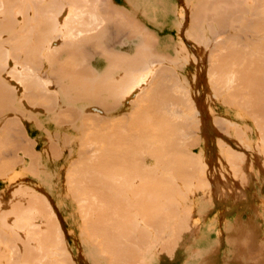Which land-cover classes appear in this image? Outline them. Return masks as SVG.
I'll list each match as a JSON object with an SVG mask.
<instances>
[{
  "label": "bare ground",
  "instance_id": "bare-ground-1",
  "mask_svg": "<svg viewBox=\"0 0 264 264\" xmlns=\"http://www.w3.org/2000/svg\"><path fill=\"white\" fill-rule=\"evenodd\" d=\"M0 1H1L0 3L3 2L2 5H4L3 9L1 8L2 5L0 7V15H1L2 11L3 12L5 11L4 8L6 10H9L8 11L9 13H11L13 11V15L10 14L11 18H10V16H6L7 13L5 14V12L2 13V15L0 16L1 17L0 18V27L3 28V30H4L3 31L0 29L1 32L3 31L2 35L5 36V34H3V33L6 32L7 33L6 35H8V37H10L9 39H4V37H2L1 32H0V36L3 38V39H1V42H4V43L0 44V108L3 106H6V107L12 106L13 107L16 104V102H19V104H20V102L22 101V98H23V99H25V100H23L24 102L27 101V103H30L31 105L33 104L34 106H36L35 108H37V109L43 108L42 106H44L43 109L47 108L45 110L46 111L49 110L50 111L49 114H52L51 112H54L53 118L54 117L57 118L60 116L58 114H61L62 118L59 117L58 121L62 120V122L64 124L69 125L68 127L72 131L76 132L79 136L78 139L71 140V137L72 138H74V137L73 136L70 137L68 135L70 137V140H69V137L67 138V135L65 134L67 139H66V144L65 143L64 144L69 146L68 141H70L71 152L70 153L68 152V153H69V156H71L70 154L73 155V158L71 160H68L66 163L67 167H69V169H71V170H69L71 172H69L68 169L65 167V169H67L66 171H68V174L66 173L68 175V177H66V178H67V180H69V178H70L69 182L71 183V185L72 184L74 185V183L76 185H78V184L84 185V182H85L86 186H87V184L90 186V187L87 186L86 188L83 187V188H85V189H83V191L81 190V188H80V190L78 189L79 194L81 191V195H78V192L76 193L77 189L75 192L72 190L71 191L73 193H76L75 198H77L78 202L81 201L79 199H81L82 195L84 194L83 197L86 196L88 199V200H86L87 206H88V203H91L90 199H92L89 197L90 195H88L89 191H90L89 193H91V195L94 197L93 201L97 199V207H98V205L101 204V203L98 204V201H101L104 204V206L100 205L103 207V208H101L102 210L100 211V209H98V208H100V206L97 208L95 205L96 209H92V207H94V204H95V203L93 204V201H92L93 205L90 204V208H89L91 210L85 208V209L89 210V212L87 211V213L88 214L90 213V215H88L89 217L87 215H85L88 218V220L83 215L86 213V210L85 209H84L85 211L79 210L80 212L83 211L82 216L84 219H82V220H83V223H86V224H84L86 226H83V227H85V231H86L87 236L91 237V236H93L92 234H94V238L100 236L102 228H99L98 224H99V222H101L100 219L102 220V218H103V216H100V214L104 213L105 217H107V216L109 217L111 210H113V213H111L110 218H109L110 220H108L107 219L108 217H107L105 219V220H107V222L106 221L104 222L103 221L104 218H103L102 227H103V224H106L105 226H107L106 228H108V226H110L109 224L111 223L112 220L118 221V223L115 221H112L113 223H111V226L112 225L113 226L111 227L112 228L111 230H110V228H108V230H106L105 226L103 227V229L105 230V231L103 230V232H105V233L102 232L104 234V235L103 234L102 235L104 237H103V239L102 238L100 239L98 237L100 239V241H103V243L101 242L103 245V248L102 249H101V247L99 248L102 250V251H99V253L104 252L103 249H105V252L107 251L106 253H110V250L112 248L113 251L111 250V254H114V255L110 258L111 259L113 258L112 261H115L116 263H118L120 260L121 261L127 260V259H122L121 255H127L126 257H128V258L132 257V260H133L134 254H135V256H134L135 258H137L138 256L141 257L140 254L142 252V249L144 250L142 244H145L144 242H146L150 239V238H148V240H147L146 238L151 236L150 232H149L150 227L148 228L147 226H153V229H154V225H151V224L159 223V221H163V219L172 221V216H174L175 214L178 215L177 217L181 218V220H182V218H185L188 213L186 214V216L184 213L189 212L187 210V208L189 209L190 206L188 204L187 205L189 207L186 206V204L184 203L185 200H184L183 204L180 203V205H179L178 204L179 203L178 202L179 197L187 194L186 198H185V199H187L189 194L193 195V193H191V191L194 189L195 186L196 187L199 186L197 189L200 190L201 189L200 186L205 187L206 186L205 184H207L204 180H201L202 182L204 181L202 183L200 181V179L202 177L199 179L200 176H197V175H199V172H202V167H204V164H205L204 161L205 160L203 161V160L199 159L200 157L197 159H196V157H191L192 155L191 156L189 155L191 152L188 151L189 154H187L188 152L185 149V147H182V146H184V145H182V141H181V143H180V141H178L179 139L182 138V136H184V138H186V136H187V138H188V137H190V135H192L191 133H194L193 135H195V131L199 132L197 130H199L198 129L199 126L203 125V120H202V125H200L201 122L199 121V118L201 115H200L199 110L197 109V106L193 105L194 102L189 104V102H192V100H189V102H186L190 98V96H192L193 99L195 98L193 96L194 94L192 93V91L190 92L187 90V89H189V87H188L189 85L187 84V81H185L184 79L182 80V78L176 79V77L178 75H175L174 70H173L174 71L173 74L176 77L174 75H172V71H171L172 69L169 66L170 63H172L170 65H173V63H176L175 65L178 64V68L180 66L182 67V65L185 66L186 64H188L189 60H191L192 57L191 58L188 57L189 59L187 58V56H189V55L186 54L187 52L184 50L185 48L183 47V45H181L182 43H180V46H175V43L172 41V39L169 38V40H168V37H163V38L161 37L160 39H155V37L152 36L153 34H151L150 32H148L146 30L149 34V36H148L147 32H145V29H146L145 27H142L143 28L142 30H144V31H140L141 28L140 29L138 28V32H139L138 34L145 32V34L143 33L142 35H140L138 39H117L116 42L113 39H110L109 33L113 27L110 28L109 24L112 23V25H113V23H114L113 26L116 29H118L117 27L120 26L118 22H122V21L127 22L133 18L132 15H135L134 13H131L132 14L131 15L129 12H125L124 8H123L124 5H122L123 9L121 8V6L119 7V9L121 8L119 11V9L117 7H114L111 0H20V1L18 0L20 3H18L17 0H14V1L13 0H7V1L13 2V3L11 2L10 4L7 1H6L7 3H5V1H3V0H0ZM127 1L131 4H134L133 9H134V6L139 8L143 4L144 12L148 16L153 17L155 20L156 19L162 20V19L168 18L167 17L168 10L170 9V7H173V6H169V5H171L170 2L172 3L173 0H169V2H168V0L167 1H165V0H127ZM186 2L189 3L190 7H191L190 11L192 13L190 15L193 19L192 25L194 26V28H198L200 26V22H199L200 19L203 20L204 18L205 19L208 18L207 19L208 21H206L207 25H208L207 33H205L206 38H205L204 34L198 33V38H200V39L197 41H198V43L202 42L204 45L203 48L200 49L198 47V49H200L201 51H203L206 54V51H204V49L208 48V47L211 48V46H208V45H210L214 41L217 43L216 45H214L212 43L215 48H212L213 50L211 49V51L209 52L210 54L208 53L209 60L211 61V69L208 73V78L212 79V77H213V76L209 77V76H211L209 74L212 73V75H214L213 79L212 80L210 79V81L207 82L208 83V89L210 88V91H208V92H210L212 95L211 98L210 97L209 98L210 99L215 98L216 101L218 98H221V103H228L232 100L231 96L228 95L229 94V92L227 91L228 89L226 90V84H227L228 76H229V80L232 78L230 80L232 83H234L233 81H236V79L233 77L237 76L236 77L237 80H241V81L236 82L237 86H239L238 83L241 84L240 82L247 84L250 80V77H249L250 69H249V67L251 64L245 63L243 60L244 58H241L242 55L240 53L233 51L232 48H231L232 50L228 49V46H226L228 41H225V40L222 41L221 40L222 42L221 41L218 42V40H216L217 36L218 35L221 36L223 33H225L226 29L228 30V27H230V29H232V31H233L235 29V27L233 25L234 22L237 20H244L246 15H247V17H249L248 21L251 20V21H253L254 25H258L260 21L264 20V0H186ZM14 3L16 4L15 6H14ZM12 4H13V7H11L12 9L10 7H8L9 9H7L5 7V6H11ZM18 4L20 7L16 8L18 6ZM189 4H188V6H189ZM18 9H19V11H18ZM172 9L174 10L175 8L173 7ZM122 10H123V12H122ZM171 10H169V13ZM14 11H16V12H14ZM174 11L171 14L174 15L175 14ZM19 14L22 17V18L19 17V19H21V21H19V19L16 20L18 18L17 16H20ZM12 16H15L16 19L14 18L12 20V18H13ZM155 20H154V23L157 21V20L156 21ZM168 21H169V19H168ZM174 21L172 23L173 25H174ZM10 22L12 23V25ZM13 23H14V25H13ZM102 23L104 25H102ZM99 24L102 25L101 28H99L100 27ZM157 25H160V24L158 23ZM9 26H11V27L13 26L14 29L11 27L9 28ZM176 26L174 25V27H176ZM7 27L9 29H13V30L11 32H7ZM262 27L264 29V25L263 26L261 25V28ZM177 28H178V26H177ZM243 28H245V27H243ZM96 29H98V30L94 31ZM202 29L200 30V32L202 31ZM253 29H255V28H253ZM174 30H176V28H174ZM251 30H252V28H251ZM255 30H257V28ZM87 32H91V33H88V35H87ZM251 33H253V32H251ZM257 33H256L257 36L258 35L259 36L257 38L254 36L256 38V40H259V38L264 39V33H263V35L261 34L262 31L260 33L257 30ZM80 34L82 37H80ZM260 34H261V36H260ZM54 35H56L57 37H54ZM143 35H144L145 39L141 38V37H143ZM192 35L195 37V34H192ZM253 35H254V33H253ZM78 36H79V38H78ZM146 37H148V38H146ZM5 38H6V36H5ZM164 38H166L167 41H165ZM231 38H229V39H231ZM224 39L227 40V38H224ZM125 40L128 41V44L123 42ZM249 41H251V39ZM262 41L263 40H261V42ZM167 42L169 44L171 43V45H169ZM172 42L174 44H172ZM229 42H230V40H229ZM235 42H236V40L234 41V43ZM257 42L258 41H256L255 43H257ZM218 43H219V45H218ZM237 43H235V44H237ZM178 44H179V42H178ZM232 44H233V42H231V45ZM262 44H263V42H262ZM172 45H174V46L172 47ZM228 45H230V43ZM234 46L236 47V45H234ZM241 46H238V47H241ZM255 46L258 47L259 45L255 44ZM175 47H179V48H177V50H176ZM182 47H183V50H179L180 48L182 49ZM262 47L260 48V51H261ZM245 49H246V47H245ZM255 49L257 50V48H255ZM240 50L242 51V48ZM201 51H198V53H200ZM246 51L249 52V50H247V49H246ZM251 51H253V49ZM261 52H259L260 55L261 56H262V54L264 55V51L262 52V54H261ZM255 54H257V53H255ZM248 55H250V54H248ZM201 56H202V54L197 59H200ZM254 58H256V57H254ZM262 58H264V57H262ZM251 60H253V59H251ZM261 60H263V59H261ZM11 61H12V63H11ZM193 61H195L194 58H193ZM9 63H10V65H9ZM167 63H169V64H167ZM252 63H253V61H252ZM164 64H166V65H164ZM232 64H235L236 68L235 67L233 68ZM167 65L170 68L169 67L166 68ZM230 65L233 68V69H231L233 71H230ZM173 67L175 69L177 66H173ZM262 68H263V66H262ZM179 69L181 70V68H179ZM234 69H236V70L234 71ZM167 71L170 72L169 76H167L168 74L166 75ZM231 72L235 73V74L232 73L233 77H230L232 75V74H230ZM3 73L6 77H4ZM227 73H229L230 75H227ZM261 74H262V72H261ZM2 75H3V77H2ZM238 75H239V77H238ZM7 76H9V77H7ZM11 79H13V80H11ZM229 80H228V84L230 83ZM12 81L13 82L15 81V83L13 84ZM11 82H12V85H11ZM167 83H168V85L170 83L171 86L170 85L168 86ZM182 83H184V84H182ZM172 86L174 89L172 88ZM169 87H170V89H169ZM184 87L185 88L188 87V88L184 89ZM234 87L235 86L233 85L232 88H234ZM242 88H243V85H242ZM182 90H183V92H184V90H185V92H186V90L188 93L190 92L189 93L190 96L187 93L180 92ZM225 92H226V97L224 95ZM179 94L181 95L180 97H179ZM186 94L189 98L186 97ZM175 95H177L178 98ZM206 95H210V94L208 93ZM182 96L183 97L185 96L186 98L184 97V99H183ZM19 97L21 100L18 99ZM207 98H208V96H207ZM228 98H230V101ZM232 102L233 101H231L230 103L232 104ZM21 103H23V102H21ZM41 104H42V106H40ZM23 105H24V103H23ZM208 112H210V111H208ZM2 113L3 112L0 111V114H2ZM35 113L38 114L39 112H35ZM35 113H33V114H35ZM56 115H57V117H56ZM55 120H57V119H55ZM212 121H214V120H212ZM214 122H217V121H214ZM217 123H219L220 125L222 124L220 121ZM182 126H183V130H182ZM187 128H190V130L193 129L194 132L192 130L190 131V133L185 132V131H187V130H185ZM19 130L21 131L22 134H25L24 139H23L24 135H23V137L21 135V139H23V143H25V145L22 144V147H24V146L27 147L28 142L30 140V138H29L30 136L28 135V132L25 128H22ZM176 131H178V132H176ZM5 132H6V130H5ZM187 134H189V136ZM59 136H60V134H59ZM56 137H58V134ZM196 138H199V137H196ZM262 138L264 139V137L261 136L260 139H262ZM27 140H28V142H27ZM57 140H58V138H57ZM162 140L164 141V144H163ZM217 140H219V139H217ZM217 140H216V144L218 142ZM55 141L56 140L53 141L54 144L52 143L51 151H54L55 150L54 148L58 149V146L55 144L56 143ZM3 142H5V139H3V141L0 140V147L1 148H2V145L6 144V143L3 144ZM193 142H194V140H193ZM29 143L33 144L34 142L31 141ZM177 143L179 145H182V146H179ZM259 143L261 144L262 142H259ZM32 144L28 145V146H30V147H28V149L26 147H24V148H20L19 150L20 151L22 150V153L24 151H26L23 154L30 152L27 154H29V157L31 155V157L29 159H32L31 161L34 163L33 165L35 166L36 165V163H35L36 162V160H35L36 155H35V151L32 152L33 151L32 146L34 145V144L33 145ZM187 144H189V142ZM263 144H264V141H263ZM263 144H261V147ZM8 145L9 144L7 143V146ZM54 145L57 147H54ZM219 145H220V147L223 146L220 143H219ZM257 146H259L258 143H257ZM187 147L188 146H186V148ZM216 147H217V145H216ZM3 148H4V146H3ZM163 148H165V149L163 150ZM166 148L169 150V152L173 151L175 156L173 155V157L170 156L171 158H168L169 162H171L172 168L170 166L169 168H167L168 170L162 171L160 166L166 165V167H168V165L165 164L167 161L166 160L164 161L161 158V160L165 162L163 165L162 161H159L158 158L162 157V156H166L165 154H167V155L169 154L168 151L165 154H163V152L166 151ZM188 148H190V147H188ZM0 150H2V149H0ZM54 152H55V155H57V154L61 153V150L58 151V153L56 150ZM141 152H143V153H141ZM229 152H228V156H229ZM260 152H262V151H260ZM144 153L146 154V156H144L145 155ZM7 154L8 153L5 154L6 157L4 156L3 159H1V156H0L1 161L2 160L4 161V158L8 157ZM141 154L143 157H145L144 158L145 161H143ZM197 154L196 155L199 156V153H197ZM26 155L23 157H26ZM148 155L149 156L151 155V158H149V160H148ZM152 155L153 156L158 155V156H155V157H157L158 160L155 157L153 160ZM169 155H168V157H169ZM230 155H231V156H229L230 159L227 161L230 163L229 165L231 166L232 162L234 161L233 160L234 157L233 158H231V157H232V155H235V154L231 153ZM138 156L141 158H139ZM193 156H195V155H193ZM8 158H10V157H8ZM194 158L196 160H193ZM15 159H17V157ZM15 159H12V158L9 159V161L10 162L12 161V162L10 163L11 165L10 164L8 165V167H6L7 165H4L5 162H1L4 164H1V163L0 164L4 165L3 169H5V167H6V168H9L11 171L13 169V167H11L12 163H13V166L15 165L14 163H17V162H15L16 161ZM36 159L38 160V157ZM150 159H151V162H150ZM170 159H174V160H170ZM236 159L238 161L239 158L235 157V162H236ZM13 160H15V161H13ZM17 160H18V162H19V160L22 161V159L20 157ZM28 160H27V164L30 166L27 165L25 167V169L23 168V172L29 171L30 173L28 172V174H31V172L33 171L32 170L33 168L31 167L32 162H30V160L29 161ZM153 161H155V163L158 162V165L161 162V164L159 166L156 164L157 165L156 168L158 167L157 169H159V172H161V171L163 172V173L161 172V174H164V173H165V175L169 174V177L173 174L172 175L173 179H171L172 177L169 179L168 176H167V178H164L165 175H160V177L161 176L163 177V179H162V177L161 178L159 177L160 173H158V172L155 175V177H156L155 181H153V177H152V179L148 178L150 172L152 173V171H150V167L154 163ZM6 163L8 164L9 162L7 161ZM18 164H16V165H18ZM237 164H238V162H237ZM24 165H26V163ZM153 166H155V164ZM188 166L192 167L189 169H191L192 171L193 170H195V171L190 172V173L187 172ZM200 166H201V170L199 171L197 169ZM205 166H206V164H205ZM26 168H28V169H26ZM29 168H30V170H29ZM109 168L110 169L113 168L115 170L117 168L120 169L121 172L117 169L119 171L118 174L120 175V178H121V175L125 172V174H124L125 178L122 177V179H123L122 184L118 183L119 186L121 185L120 187L124 186L123 184H125V187L124 188L122 187L123 189H121V188L115 189V191H113L111 189L109 190V188H113L111 186L112 185L114 186V184H115V183L113 184V181H111L113 179L111 177L114 173H112V170H110ZM143 168H146V169H143ZM183 168L184 169L186 168L185 169L186 171ZM72 169L73 170L75 169L73 171L74 174H71ZM162 169H163V167H162ZM183 170L188 175H186ZM0 171H1L0 176H3V178L5 177L6 174H8L10 172L7 170L8 173H6L7 171L6 170H5L6 172L2 171V169H0ZM3 172L5 174H3ZM102 172L103 173L105 172L104 173L105 176H101V175H103ZM196 172H198V174ZM227 172H228L229 180H231L233 178V175H235V173H236L234 170H232V172L231 171L229 172V170H227ZM32 173L35 174L34 171ZM75 173L77 175H79L80 177L79 176L77 177L75 175ZM193 173L194 174L196 173V175H193ZM203 173L204 172H202V174L201 173L200 174L202 176H204ZM110 174H112V175H110ZM183 174H185V175H183ZM191 174L193 175L192 178L190 177ZM13 175H15V173ZM138 175L141 176V179L139 178ZM17 176L19 177V175H17ZM69 176H72L73 178H71ZM187 176H189L191 178L190 179L188 177L191 180L190 184L187 183L188 181L184 180V177L187 179ZM195 176H196V178H195ZM135 178H137L138 180ZM134 179H135V181H134ZM139 179H140V181H139ZM192 179L194 181L195 180H199V181L198 182L196 181L197 183H195ZM132 181L134 183H132ZM137 181H139L140 183ZM178 181H180L181 183ZM81 182H83V183H81ZM111 182H112V185H111ZM200 182L204 185H199V184H201ZM18 183L20 184V182H18ZM131 183L133 185L136 184L137 186L139 183V185H141V186H140V188H139V186L138 187L135 185L132 186ZM108 184H110L111 186ZM20 185L19 186L15 185L17 192L20 189H21V191L26 190V191H24L25 193L28 191L26 194L21 193L22 195L20 194L21 191H19L20 196L25 195L24 197H26L25 199L23 197H22L23 199L20 197L22 199V201L20 199V203L22 202V204H20V205L25 206L24 207L25 210H27L29 208L28 206H30L29 210H31L32 207L34 206L33 209L35 212L33 210H31L32 212H34L33 214H36V216H38V215L41 216L40 214L44 213L42 215L46 214V218H47V216L49 215V214H47V211L49 213V210H48L49 206L47 205L48 208H46V204H48V203H46L47 202L46 199L43 198L42 196L40 197L39 195H36L37 197H32L31 195L34 196V194H32V191H30L32 189L30 187H28V190H27L26 185H25L26 187L22 186V185H21L22 186L21 187ZM103 185H107V186H105L106 188L105 189L103 188L104 190H102L104 193L101 191ZM116 185H117V183H116ZM186 185L189 188L193 185H195V186H193V188L189 189L186 187ZM91 186H95V187H93L95 189H93ZM129 186H130V189L128 191L130 193H133V194H130L126 190L127 188H129ZM17 187L19 188V190L17 189ZM24 187H25V189H24ZM131 187H133V188H131ZM134 187H136V188L134 189ZM204 187L201 190H203ZM74 188H76V187H74ZM96 188H97V190H96ZM138 189H140V191H138ZM208 189H210V188H208ZM95 190H96V192H94ZM107 190L109 191L108 192L109 194L107 193ZM188 190H191V191L189 192ZM206 190H207V188H206ZM213 190H214V188L211 189L212 194L215 193L216 189L214 191ZM137 191L140 194H138ZM194 191H197V190L194 189ZM207 191H210V190H207ZM29 192H30V194L28 196ZM136 192L140 197L139 200H138V197H137L138 195L136 194ZM12 193L13 192H10L8 199H11L10 198L11 195H14ZM93 193L95 196L93 195ZM100 193H102V196H100L101 195ZM120 193H122V194H120ZM104 194H106V195H104ZM118 194H119V196H121V198L118 196ZM125 194H127L130 197L127 198V195H125ZM134 194H136L135 197H133ZM107 195L108 196L110 195L112 199H113V197L114 198L119 197V198H117L118 199L117 201L115 198L116 202L113 201V203H112L110 196H109V198H110L109 199ZM122 195H124L126 197L123 196V198H122ZM131 195H133V196H131ZM216 195H218V194H216ZM27 196H28V199H27ZM77 196H79V198ZM83 197H82V199L84 200ZM95 197H96V199H95ZM132 197L134 199H136V201H134V199ZM190 197H191V195H190ZM207 197H208V192H207ZM217 197H216V199H217ZM33 198L36 199L37 201L34 200ZM8 199L6 198V200H8ZM12 199H13V201H12ZM12 199L8 200L9 202L7 201L8 205L6 204L7 203L6 201H4L6 203H3L1 201L0 202V207H1L0 210L4 209L7 211L9 209H13V210L15 209L17 211L19 209V207L17 209L16 198H13V196H12ZM104 199H106V200H104ZM181 199H183V198H180V200ZM131 200H132V202H131ZM87 201H89V202L87 203ZM106 201L109 203H107ZM10 202H12V204H13L12 206H11ZM17 202H19V200H17ZM81 202H83V201H81ZM81 202H79L78 204H81ZM110 202L113 205H111ZM123 202L129 203L128 206L126 203H123ZM186 202H187V200H186ZM106 203H107V205L110 204L111 206H114V204H116L114 206V208L112 207L113 209H111V207H110L111 210H110L109 214H107V215H105L106 214L105 212L108 210V209L106 210V207H105ZM140 203H142L143 206ZM1 204L3 205V208L1 206ZM4 204L7 206L5 207ZM14 204H15V206H14ZM36 204H37V206H36ZM117 204H119V205H117ZM138 204L140 206H138ZM39 205H41V207L45 206L43 208V210L41 209V207ZM83 205L85 207V204H82V206ZM9 206H11V207H9ZM82 206L79 205L78 208L81 209L80 207H82ZM126 206L128 207L129 211H127L128 209ZM130 206H132V207L135 206V207L131 208ZM7 207H8V209H7ZM38 207H39V209H41L40 212L38 211L39 209H36ZM178 207H180L179 209H181L182 212L184 209L183 214L181 213V211H180L181 214L177 213ZM45 209H47V211ZM120 209H121V211H120ZM16 211H14V212H16ZM3 212L4 211H0L1 216L6 213L5 212L3 214ZM8 212H7V214H8ZM18 212H21V210L19 209L16 213H13V211H11V213H13V215L16 214L15 215L16 218L13 217L14 219L13 220L11 219L12 221L8 220L9 216H7V218H8L7 221L8 222L10 221V223H13V224H11V226H13L14 228L10 227V223H8L7 221L4 220L6 218V217L4 218V216H6V215L2 216V218L0 217L1 223H2V219H3V223L5 221V223H4L5 226L3 224L1 225V223H0L1 227L4 226V228H2V229L7 230V229L11 228L10 230H8V233H9V231H13V233L15 232L17 234H18V232L21 233V235L16 234V236H18V237H16V236L14 237L15 233L13 236H11L13 233L10 232L9 235L5 237V235H1L4 231L3 232L0 231L1 232L0 237L2 238V236H3V238H4V241L0 240V242L2 241V243H0V245L2 244V246H3V247H0V264H8V263H6L7 260L11 264H15V263L19 264L22 261L28 262L27 261L28 259H29L30 264H31V262H32V264H35L34 261H30V259L34 258L33 256H32L33 258L30 257V254L32 253L31 252L32 250H30V249L32 248V246H33V248L35 247L36 252L38 250L40 251V249H41L42 250L41 253H43L44 247L45 246L48 247V245L54 241L52 244L54 246H56V248L59 249V247H57V245H55V244H56V242H57V244H59L61 241H57L55 238L56 235L54 237L52 235H54V234L58 235V233L61 230L57 229V233H56L55 232L56 229L54 228L55 226L53 225L54 222L49 224V222L53 221V220L50 221L51 218L49 219V217H52V216H48L49 222H47L46 219H41L42 221H40V220L37 221L39 223L35 222L38 225L37 226L35 224V226L38 228V230H37V229H35L34 224H32V221L33 222L36 221L35 215L32 216L31 212L29 213L27 211V214L29 213V215H31L30 217H32V219H31L32 221H31V220H27V217H29V216L26 215V218H25L26 213L24 215L21 214V216H20V214ZM91 212H94V213L96 212L95 213L96 215H94L92 213L93 216H95V218L91 215ZM115 212H116V215H115ZM125 212L126 213L128 212V213L124 214ZM11 213L8 215H10L12 217ZM38 213H40V214H38ZM169 213H171V214H169ZM252 213H253L252 211H251V213L249 212V215L251 214L254 217V213L253 214ZM17 214L20 216V218L17 216ZM122 214L124 215V217H126V219L124 217H122ZM168 214H169V216L172 215V216H170L171 220L169 218L167 219V217H169V216H167ZM155 215L157 217L158 216L159 217L165 216V218H162V220H159V218L156 217L158 222H156V219H155V222L153 223V219H154L153 216H155ZM179 215H183V216L179 217ZM90 216H92L93 219H92V217L90 219ZM111 216H113V217L116 216V218L118 217L119 220H118V218H117V220L114 219L115 217L113 219H111L112 218ZM188 216H189V214H188ZM188 216H187V219H188ZM21 217H24L23 219L26 220L27 223ZM30 217H29V219H30ZM41 217H43V216H41ZM136 217H137V219H138V217H139V219L141 218V220H143V223L144 224L146 223L147 226H143V228H142V225H144V224L139 223V221L141 222V220H139V219H138L139 221L136 219V221H137V223H136L134 220ZM142 217L144 219H146L147 221L149 219H151L148 221L149 224H147V221L145 222V220L142 219ZM174 217L176 219V216H174ZM255 217L257 218V216H255ZM255 217H254V219L256 220ZM16 219H18V220H16ZM85 219L87 222H84ZM95 219L98 220L99 222L96 221ZM122 219H123V221H121ZM175 219L173 218V221ZM185 220H186V218H185ZM243 220L244 219H242V223L244 224ZM255 220H253V221H255ZM17 221L22 222V225L24 224L23 227L31 226V227H29V229L34 228V229H30V230H34L32 232L33 233L32 236L34 237L35 240L32 239L33 237L31 238L33 241L30 238H28L29 240L32 241V242H30L31 244H29V246H31V248L30 247L28 248V245L26 246V244L29 243V240L26 237L30 236V234H31L30 231L28 230L29 231L28 232L25 228H22L20 225L21 223L17 224V225H20L19 226L20 230H18L17 229L18 227L16 228V226L14 225V224H16ZM29 221H31V224ZM133 221H134V224L135 223L137 224V227H135V225L131 226V225H133V223H132ZM173 221H172V224H173ZM180 221L178 222L177 225H176L177 221H174V224L176 225V227L177 226L179 227V225H181L183 222H185L183 225L188 226L189 219L187 221H184V219L182 222H180ZM23 222H25V223H23ZM28 222H29V224H28ZM124 222H126V223L124 224ZM42 223H43V225L41 226ZM87 223L89 224L90 227H88ZM92 223H93V225H91ZM116 223L118 224V226H116L117 225ZM160 223H162V222H160ZM160 223H159L158 227H157V225L155 227V228H158L159 232H160V229L162 228ZM167 223H169V222H166V224ZM8 224H9V226H8ZM26 224H28V225H26ZM39 224L41 227L44 226V228H41V229H44L42 234H41ZM123 224H124V226H123ZM175 225H172V226H175ZM52 226L54 229L52 228ZM120 226L122 227V229ZM172 226H171V228H172ZM58 227L59 226H57L56 228H58ZM117 227L119 228V231H121L120 233H119V231L115 232ZM127 227L130 230L125 231V229H127ZM145 227H147L148 229L145 230L146 229ZM165 227H166V225L164 224L162 230H164ZM180 227H181V230H183L184 227L183 228H182V226H180ZM114 228H116V229H114ZM134 228L138 229V230L136 231V230H134ZM174 228L175 227H173L172 230H174ZM179 229L180 228H178L177 230L179 231ZM187 229L189 230V227H187L186 230ZM23 230L25 231V234H24ZM244 230H245L246 234L244 235V233H242V235H240L239 237H235V239L237 238L236 239L237 243H240L242 240L246 241V243L240 249L241 251L246 250V252H248L247 249L249 251H253V250H255V247L253 248L251 246H253L252 243H255V242L253 241L251 235L254 232L250 231L249 228H244ZM39 231H40V233H39ZM49 231H51V232H49ZM83 231H84V229H83ZM85 231H84V233H85ZM106 231H112V232H108L109 233L108 234ZM123 231H125V232H123ZM144 231H148L149 234H148V232H144ZM169 231L171 233V230H169ZM175 231L176 230H174V232ZM208 231H210V230L208 229L206 231V235H208L209 233L212 235V231H210V232H208ZM34 232L37 234H40V236L37 237L36 236L37 234L34 235ZM88 232H90V233L88 234ZM97 232H100V233H97ZM181 232H183V231H181ZM207 232H208V234H207ZM26 233H28V234L30 233V234L26 235ZM132 233L135 234L136 239L131 240L132 239ZM5 234H7V232ZM59 234H61V233H59ZM107 234L111 237H113L112 235H114L115 236L114 238H116V241L114 238H113V240L111 237L108 238L109 236ZM172 234H173V232H172ZM177 234H181V233L177 232ZM117 235H119L120 238ZM10 236H11V238L12 237L17 238L18 241L21 240L22 243L25 240L24 238H26V241L23 244L26 246L25 248H27V249H25L24 245H23L22 250L25 249L23 251L24 253H26V250H27V252L30 250V254H29V252L26 253V254H28V259L26 257L27 260L25 259V256L23 257L24 254L22 252L20 253V251H22L21 249H20V251L16 250V248H18V245H19L18 243H20V242H18L17 239L15 240L13 238H12L13 240H11ZM23 236H25V237H23ZM59 236H57V239L59 238ZM122 236L124 238L128 237L125 240L128 244L123 239H121ZM35 237H37V238H35ZM40 237H41V240H40ZM61 237H63V236H61ZM61 237H60V239H61ZM174 237L176 238V236L173 235V238ZM52 238H54V239H52ZM151 238H153V235L151 236ZM169 238H171V237L169 236ZM175 238H174V240H175ZM48 239H50V241ZM63 239H64V237H63ZM91 239H93V238L91 237ZM91 239H90V241H92ZM105 239H107V240L105 241ZM172 239H171V241H172ZM235 239H233L232 242H230L231 245L233 244V242L235 245V243H236ZM14 240L17 241L18 243L14 242ZM37 240H40V241H37ZM110 240H111V242H109ZM176 240L179 241V239H176ZM35 241H37L36 242L38 244L37 246H40L39 248L36 247V245H34ZM94 241H95V239H94ZM119 241L121 243L125 242L126 245L121 244V243L118 244ZM175 241H172V242H175ZM26 242H28V243H26ZM96 242L99 243V244L96 243V245L98 244L97 245L98 247L102 246L100 244L99 240H97ZM131 242H132V245L130 248L129 243H131ZM172 242H171V244H172ZM8 243H9V245H10V243L11 244L15 243V245L18 244L14 250H16V252H19L22 256L19 254L20 255V259H19L17 257L19 255H16V258L14 257L12 259V262L14 259L18 258V260H20L19 263L15 262L17 260L14 261L15 263L10 262L11 258L14 255L11 254L13 256H10V254H8V251L10 249L9 248L7 250L8 246H6V244H8ZM45 244H48V245H45ZM107 244H109V245L107 246ZM150 244H151V242H150ZM175 244H176V242H175ZM41 245L42 246L45 245V246L42 247ZM134 245L136 248L137 247H139V248L136 249L134 247ZM172 245H174V244H172ZM237 245H235V246H237ZM258 245L260 246L261 244L257 243V247H258L257 249L261 250V249H259L261 246L259 247ZM52 246L49 247V248H51V253H53V251L55 250L54 246L53 247ZM59 246H60V244H59ZM174 246H176V245H174ZM249 246L251 248H249ZM5 247H6V250L4 249ZM19 247H21V243H20ZM64 247H63V249L66 252V249ZM105 247H107V248H105ZM116 247L118 248V250ZM262 247H263V245H262ZM49 248L46 250V252L50 251ZM52 248H53V250H52ZM63 249H61V250L63 251ZM4 250L6 253L5 256L8 255L7 257H9L10 260H9V258L6 257L7 260L4 261L3 256L1 254V252L4 253ZM61 250L59 251V253L61 252ZM139 250H141V252ZM240 250H238L239 253H241ZM64 251L62 252L63 253L62 256H63V259H65V263H66V259H68L67 258L68 256L65 255L66 253ZM119 251H122V254L120 256H117V258H116V255H118ZM130 251H132V252H130ZM55 252L57 253L58 251L55 250ZM55 252L53 253L54 255L52 254V258H54L55 255L57 257V254H55ZM136 252H137V254H136ZM37 253H39V252H37ZM37 253H36V255H37ZM41 253L39 255H41ZM106 253H104V254H106ZM138 253H140V254L138 255ZM111 254H109V255L111 256ZM32 255H34V253ZM48 255L46 253V256L51 258L50 255L49 256ZM64 255L66 256L65 258H64ZM21 257L24 260H22ZM37 257L39 258L38 255H37ZM140 257H138V259H135V258L134 259L140 260ZM41 258H42V255H41ZM41 258L39 260L45 259V257H43L44 259H41ZM47 259L44 262H46ZM55 259L56 258H54V260ZM63 259H60V261L61 260L64 261ZM39 260H36V261L38 262ZM62 261H61V263H64ZM52 262H54V261H52ZM57 262L59 263V261H56L54 263H57ZM39 263H40V261L37 264H39ZM20 264H26V263H20ZM44 264H46V263H44ZM47 264H48V262H47ZM50 264H53V263L50 262Z\"/></svg>",
  "mask_w": 264,
  "mask_h": 264
},
{
  "label": "rangeland",
  "instance_id": "rangeland-1",
  "mask_svg": "<svg viewBox=\"0 0 264 264\" xmlns=\"http://www.w3.org/2000/svg\"><path fill=\"white\" fill-rule=\"evenodd\" d=\"M3 1H5V3L9 2V4L12 2V1H7V0H3ZM19 1H18V3H20ZM165 1H167V0H165ZM111 2L113 3L114 7H117L118 9H119L120 6L122 8L123 7L122 5H124L123 8H124V11L125 12H129L130 14L131 13H134L135 15H132L131 14L133 16V18L131 20L127 21V22H124V21L118 22L119 25H120V26L117 27L118 29H116L113 26L114 23H113V25H112V23L109 24V27L110 28L113 27L111 29L110 33H109L110 39H113L115 42L117 41V39H138L140 35H142L143 33L145 34V32L148 31L151 34H153L152 36H154L155 39H160L161 37L162 38L163 37H168V40H169V38L172 39V41L175 43V46H180V43H182L181 45H183V47L185 48L184 50L187 52L186 54L189 55V56H187V58L188 57H190V58L192 57L191 60H189L188 64H186V65L184 64L185 66L182 65L183 68L181 66L179 67V68H181V70L178 68V64L175 65L176 63H173V65H170L172 63H170V64L167 63V64H169V66L172 69L171 70L172 71V75H174L173 74L174 71H175V75H178L177 77L174 75L176 77V79L177 78L178 79L179 78L180 79L182 78V80L184 79L185 81H187V84L189 85L188 87H189L190 90L187 89L188 87L187 88L184 87V89H187L190 92L192 91V93L194 94L193 96L195 98L193 99L192 96H190V94H189L190 92L188 93L187 90H186V92H185V90H184V92H183V90L180 91V92L187 93L190 96V98H189L187 96V94H186V97L189 98L186 102H189V100H192V102H189V104L194 102L193 105L194 106H197V109L199 110L200 115H201L200 118H199V121L201 122L200 125H202V120H203V125L202 126H199L198 125L199 126V128H198L199 130H197V131H199V132H196L195 131V135H193L194 133H191L192 135H190V137H188L189 139L187 138V136H186L187 139L184 138V136H182V138L178 140V141H180V143L182 141V145H184V146L179 145L178 143L177 144L179 146L185 147V149L187 150V152L188 151L191 152L190 154H189V152L188 153L186 152L190 156L192 155L191 157H196V159L200 157L199 159H201L203 161L205 160L204 162H205L206 166L204 164V167H202V172H204L203 173L204 176L201 175L202 172H199L201 170V166L199 167L200 169L199 168L197 169V170H199L198 171L199 172V175H197V176H200L199 179L202 177L200 179V181L201 180H204L208 185L205 184L206 185L205 187L204 186H200L201 189L204 187L203 190H201L200 188H199L200 190H198L197 188L199 186L196 187L195 185H193V186H195L194 189L197 190V191H194V189L192 191L191 190H188L189 192L191 191V193H193V195L192 194H189L188 198L185 199L186 198V195H187V194H185V195L179 197V199H178V202H179L178 204L179 205H180V203L183 204V202L185 200L184 203L186 204V206L187 207L190 206L189 209L187 208V210L190 213L189 212H185L184 213L185 216H186L187 213L189 214V216L187 214L188 219H189L188 226L183 225L185 223V222H183L181 225H179V227L178 226L176 227V225L181 220V218H178L177 217L178 215H176V214L174 215V216H176V219H175L174 216L170 215V216H172V221H173V218L175 219L174 221H177V223L175 222L176 225L174 224V221H173V224H172V221L163 219V221H159V223L162 222V223H160V225L162 226V228L159 226L161 228V229L159 228L160 229V232H159L158 231V228H155L156 225H157V227L159 225V223H156V224L154 223L155 222V219H156V222H158L157 221V218H159V220H162V218H165V216H161V217L158 216L157 217L155 215V216H153L154 219L151 217L153 219V223H154V224H151V225H154V229H153V226H147L146 223L145 224L143 223V220H141V218L139 219V217H138V219L141 220V222H140L137 219V217H136L134 219L136 223H137V221H136V219H137L139 221V223H143L144 224V225H142V228H143V226H147L148 228L150 227L149 228V232H150V235L151 236L153 235V238H151V236L150 237H147L146 238L147 240H148V238H150L151 240L149 239L148 241L144 242L145 244H142L144 250L142 249V252H141V250H139L141 252V254L138 253V255L140 254L141 257L137 255L138 257H140V260H135V259H138L137 256H136L137 258L134 257L135 254H134L133 260H132V257L128 258V257H126L127 255H121L122 254V251H119L118 255H116V258H117V256H120L121 255L122 256V259H127V260H125V261L124 260H122V261L120 260L118 263H116L115 261H112L113 258L112 259L110 258V257H112L114 255V254H111L112 248L110 250V253H106L107 251L105 252V249H103L104 252L99 253V251H102L101 249L103 248V245H102L103 241H100V239L101 238L103 239V237H104L103 236L104 235L103 233H105V232H103V230H104L103 227L106 225V224H103V227H102V220L104 218L103 221L104 222L105 221L107 222V220H105V219L108 216L105 217L104 216V213H102L103 215L100 214V216H103L102 220L100 219L101 222H99L98 220H96L97 218L95 219L96 221L99 222V224H98L99 228H102L101 233L100 232H97V233H100L101 234L100 236H98L99 234L97 235L100 239L98 237H96V236H95L96 238H94V234H92L93 236H91L93 239H91V237H88L87 234H86V231H85V227H83V226H86V225H84L86 223H83V220L82 219H84V218L82 216V213H83V211L86 210V213L83 214V215L88 220V218L85 215H87V216L90 215V213L89 214L87 213V211L89 212V210H91V209H89L90 208V204L93 205L95 203L94 204V207H92V209H96L95 208V205L97 207V199L95 197L96 200L93 201V198L94 197L91 195V193H89L90 192L89 191L88 192V195H90L89 197L92 198V199L89 198L90 201H91V203H88L89 201H87V203H88V206H87L86 200H88V199H87L86 196H85L86 198L83 197V195H84L83 194L82 197L84 198V200L80 196L81 199H79V200H81L83 202L79 201V202H81V204H78L79 202L77 201V198H75L76 197V193L80 190V188L83 191V189H85L89 185L87 184V186H86L85 185V182H84V185L83 184L82 185L81 184H78L79 185L78 186L75 183H74V185L73 184L71 185V183L69 182L70 178H69V180H67V178H66V177H68V175H67L68 174V171L71 170V169H69V167H67L66 163H67L68 160H71L73 158V155L72 154H70L71 156H69V153L71 152V150H70V141L67 140L68 141V145H69V146H67V145H65L66 144V139L69 136L70 137L71 136L74 137V138L71 137V140L78 139L79 138L78 134L76 132L72 131L68 127L69 125L64 124L62 122V120L61 121H58V118L59 117L62 118L61 117V114H58V115H60L59 117H57V115H56L57 118H55V117L53 118L54 112H51L52 114H49L50 111L49 110L46 111L45 109H47V108L43 109L44 106H42V104L40 106H42L43 108H38L37 109V108H35L36 106H34L33 104L31 105L30 103H27V101L24 102L23 100H25V99L22 98V101L21 102H23L24 105L21 102H20L21 105L19 104V102H16V104L13 107L12 106H7V107L6 106H3V107L0 108V111L3 112L2 114H0V140L3 141V139H5V142H3V144L6 143L5 144L6 146L5 145H2V148L0 147V149H2V150H0L1 151L0 152V156H1V159H3V157L5 156V154L8 153L7 156L10 157V158H8V157L7 158H4V161L3 160L1 161V159H0V163L1 162H5V164L4 163H1V164L7 165L6 167H8V165L12 162V161L11 162L9 161V159H11V158L12 159H15L17 157V159H18L20 157L22 159V161L19 160V162H18L17 159H15L16 161L13 160V161H15L17 163H14L15 164L14 166H13V163H12V166L11 167H13V169L11 171H10L9 168H6V167H5V169H3L4 168V165H1L0 164V169H2V171H5V170L7 171L8 170V171L11 172V173L10 172L8 173V171L7 172L5 171L8 174H6L4 178H3V176H0V202L2 201L3 203H6L8 200H11L12 199V196H13V198H16V203L17 204L16 203L15 204L17 206V209L19 207V209L21 210V212H18L20 214V216H21V214L24 215L26 213L25 214V218H26V215L30 217L31 216V215H29L30 212H31L32 216L35 215L36 221H34V222L31 220L32 217H30V219H29V217H27V220H31L32 221V224H34V226H35V224L37 225V223H39L37 221H39V220L42 221L41 219H46L47 222H49L48 221V216H52V217H49V219L51 218L50 221L51 220H53V221L49 222V224H51L52 222H54L53 225L55 226L54 228L56 229L55 230L56 233H57V229H60L61 230V231L59 230L60 231L59 233H61V234H59V233H58V235L57 234H54V235L51 234L53 237L56 235L55 238H56L57 241H61L59 243L60 246H59V244H57L56 241H55L56 244L54 243L55 245H57V247H59V249L56 248V246H54L52 244L54 242L53 241L49 245L48 244H45V245H48V247H46L45 245H43V246L41 245L42 247L45 246L46 248L44 247L43 253H41V251H42L41 249H40V251L38 250L37 252H39V253H37L36 250H35V247L33 248V246H32V248H33L32 249L31 246H29V244H31L30 242H32L33 240H35L34 237L32 236L33 235L32 232L34 230H30V229H34V228H30L29 229V227H31V226H29V227L28 226L27 227H23L24 224L22 225V222L17 221L16 224H14L16 226V228L18 227L17 229L20 230L19 226L21 225L22 228H25L27 231L29 230L30 233H31V234L29 233L31 237L29 236V237H26V238L27 239L28 238L31 239L33 237L32 238L33 240L31 239L32 241L28 239L29 240V243L28 242H26L28 244L25 243L26 246L28 245V248L30 247L31 248L30 250H32L31 251L32 252L31 254H30V250L28 251L29 254H30V257H32V256L34 257V258L32 257L34 260L33 259H30V261H34L35 264H37L39 261H40L39 264H42V263L43 264L44 263L47 264V262H48V264H50V262L53 263V264H59V263L60 264H264V147H263L264 146V144H263L264 139L263 138L260 139L261 136L264 137L263 136L264 135V94H263L264 93V79H263L264 78V58H262V57H264V55L262 54V52L264 51V49H263L264 48V46H263L264 45V39H260L259 38V40H256V38L259 36V35L257 36V34H258L257 33V30L260 33L262 31V33H261L262 35L264 33L263 27L261 28V25L262 26L264 25V20L260 21L261 23L259 22L258 25H254L253 24V21H251V20L248 21V18L249 17H247V15H246L245 18H244V20H237L238 22L237 21L234 22V24H233L234 27H235V29H234L235 31L233 30L234 32L232 31V29H230V27H228V30L226 29V32L225 33H223L221 36L218 35L219 37L217 36V39L215 38L216 40H218V42H220L221 40L222 41L223 40L228 41V43L226 44V46H228V49H230V50L233 49V51H236V52L240 53L242 55L241 58H244L243 59L244 62L247 63V64H251L250 67H249V69H250V73H249L250 80H249V82L247 84L240 82L241 84L238 83L239 86H237L236 85V82L241 81V80H237V78H236L237 76L236 77H233V74H235L234 72H231L230 73V74L233 73L230 77H233V78L236 79V81H233L234 83H232L230 81L232 78L229 80V76H228L227 84H226V90L228 89L227 91L229 92V94L228 93L227 94L229 96H231V98H232L231 101H233L232 104H231L230 103L231 102L230 101V98H228L229 101H230V102L227 101L229 103L228 104V103H221V98H218L217 101L215 100V98L210 99L212 95H211L210 92H208V91H210V88L208 89V83L207 82L210 81V79H211V78L210 79L208 78V73H209V71L211 69V61L209 60L208 53L211 51L212 48H215L213 46V44L216 45L217 43L214 41V42H212L213 44L211 43L210 45H208V46H211V48L210 47L205 48L206 49V50L204 49V51H206V54H205L203 51L200 50L204 46L203 43L202 42L201 43H198V41H197V40L200 39V38H198V33L204 34L205 35V38H206V34L205 33H207V28H208V25H207V22L206 21H208L207 20L208 18H206V19L204 18L203 19L204 21L202 19H200V21H199L200 22V26L198 28H194V26L192 25L193 19H192L191 15H190L192 13L190 11L191 10V7H190V4L186 2V0H173L172 1L173 4L170 2L171 5H169V6H173L175 8L174 9L175 11L172 9L173 7H170L169 10L172 9L175 12V14L174 15L171 14L173 12L172 10H171L172 12L170 11V13H169V10H168V15H167L168 18L162 19V20L156 19L157 21L153 17L148 16L144 12V8H143L144 6H143V4L139 8L134 6V9H133V5L134 4L129 3L127 0H111ZM168 2H169V0H168ZM15 3H14V6L17 4V3L15 4ZM2 4H3V2L0 3V7H1ZM188 4H189V6H188ZM3 6L4 5H2V7H1L2 9H3ZM5 7L7 9H9L8 7H10V8L13 7V4L11 6H5ZM18 7H20L19 4H18V6L16 8H18ZM120 9H119V11H120ZM4 10H5L4 11L5 14L6 13L8 14V15L6 14V16H10V18H11V15H13V11L11 10L12 12L10 11L11 13H9L8 12L9 10H6L5 8H4ZM18 11H19V9H18ZM4 12L2 11V13H4ZM14 12H16V11H14ZM122 12H123V10H122ZM2 13H1V15H2ZM12 17H13L12 20L14 18L16 19L15 16H12ZM17 17L18 18L16 20H18L19 17H21V15L20 16H17ZM168 19H169V21H168ZM154 20L156 21L155 23H154ZM19 21H21V19H19ZM173 21H174V25L175 26L177 25L178 28H177V26L174 27V25L172 24ZM103 23H102V25H104ZM158 23L161 26L160 25H157ZM11 25H12V23H11ZM13 25H14V23H13ZM102 25H100L99 28H101ZM10 27L11 26H9V28ZM142 27H145L146 28L145 29V32L138 34L139 33L138 32V28L139 29L141 28L140 31H144V30H142L143 29ZM243 27H245V28H243ZM9 28L7 27V32H11L14 29L13 26L11 27L13 29H9ZM174 28H176V30H174ZM251 28H252V30H251ZM253 28H255V29L257 28V30H255ZM0 29L3 30V28H1V27H0ZM201 29H202V31L200 32ZM1 30H0V32H1ZM97 30L98 29H96L94 31H97ZM2 32H1V35H2ZM91 32H87V35H88V33H91ZM148 32H147V34H148ZM251 32H253L254 35ZM3 34H5V36H6V38H5V36L2 35V37H4V39H9L10 38V37H8V35H6L7 34L6 32H4ZM192 34H195V37ZM261 34H260V36H261ZM148 36H149V34H148ZM2 37L0 38V42H1V39H3ZM54 37H57V36L54 35ZM80 37H82L81 34H80ZM78 38H79V36H78ZM141 38L142 39L143 38L145 39L144 35ZM146 38H148V37H146ZM224 38H227V40L224 39ZM229 38H231V39H229ZM164 39H165V41H167L166 38H164ZM248 39L249 40L251 39V41H249ZM229 40H230V42H229ZM235 40H236L235 43L238 42L237 44L234 43ZM261 40H263L262 41L263 44H262ZM256 41H258V42L255 43ZM123 42L128 44V41H126V40L123 41ZM173 42H172V44H174ZM178 42H179V44H178ZM231 42H233L232 45H231ZM2 43H4V42H1L0 44H2ZM229 43H230V45H228ZM255 44L256 45L258 44L259 46L256 47ZM169 45H171V43ZM218 45H219V43H218ZM234 45H236V47ZM173 46L174 45H172V47ZM238 46H241V47H238ZM183 47H182V49L180 48L179 50H183ZM198 47L200 49H198ZM245 47H246L247 50H249V52L246 51ZM261 47H262V49H261L262 52L260 51V48ZM177 48H179V47H175L176 50H177ZM241 48H242V51L240 50ZM255 48H257V50ZM252 49H253V51H251ZM198 51H201L200 53L202 54V56L200 57V59H197L201 55L200 53H198ZM258 51L261 52L262 56L260 55V53ZM247 53L250 54V55H248ZM255 53H257V54L259 53V54L257 55ZM254 57H256V58H254ZM193 58L195 59V61H193ZM250 58L253 59V60H251ZM261 59H263V60H261ZM252 61H253V63H252ZM11 63H12V61H11ZM9 65H10V63H9ZM164 65H166V64H164ZM169 66L167 65V67L166 66L165 67L168 68ZM173 66H177V67L174 69ZM232 66H233V68L234 67L236 68L235 64H232ZM262 66H263V68H262ZM233 68L230 65V71H233V70H231ZM235 70L236 69H234V71ZM261 72H262V74H261ZM230 74L227 73V75H230ZM3 75H4V73H3ZM3 75H2V77H3ZM166 75L169 76L170 75V72L167 71ZM209 75H211L209 77H212V76L214 77V75H212V73L209 74ZM4 77H6V76L4 75ZM7 77H9V76H7ZM213 77H212V79H213ZM238 77H239V75H238ZM11 80H13V79H11ZM228 80H229V82H230L229 84L231 86L228 84ZM12 82H11V85H12ZM14 83H15V81L13 82V84ZM182 84H184V83H182ZM167 85H168V83H167ZM169 85L171 86L170 83H169ZM233 85L235 86L234 88H232ZM242 85H243V88H242ZM172 88H173V86H172ZM169 89H170V87H169ZM208 93L210 95H206ZM177 95H175V96L178 98ZM224 95L226 97V92H225ZM180 96L181 95L179 94V97ZM207 96H208V98H207ZM184 97H183V99H184ZM18 99H20V97ZM208 111H210V112H208ZM35 112H39V113L36 114ZM33 113H35V114H33ZM55 119H57V120H55ZM212 120L217 121V122L220 121L222 123L221 124L222 126L219 123L214 122ZM22 128H25L27 130L28 135L30 136L29 137L30 140L34 142L33 143L34 145H33L32 143H29V142H31L30 140H29V142L27 140L28 145H31V144L33 145L32 146V149H33L32 152L35 151V155L38 157V160H37L36 159L37 157L35 156V160H36V162H35L36 165L35 166L33 165L34 163L31 161L32 159H29L31 157V155L29 157V154H27V153H30V152H27L26 153L27 155H26V154H23L26 151L23 150L24 152L22 153V150L21 151L19 150L20 148L26 147V146L22 147V144L25 145V143H23V139L25 138V134H22L21 131L19 130V129H22ZM5 130H6V132H5ZM182 130H183V126H182ZM185 130H187V131H185ZM185 130H184L185 132H189V133H190L191 130L193 131V129L190 130V128H187ZM176 132H178V131H176ZM57 134H58V137H56ZM59 134H60V136H59ZM65 134L67 135V138H66V135ZM21 135H22V137L24 135L23 139H21ZM187 135L189 136V134H187ZM51 137L54 140H56L55 141L56 142L55 144L58 146V149H56V148H54V149L57 151V153H58V151L61 150V153L59 152L61 155L60 154L55 155V152H54L55 150L54 151H51V146H52V143L54 141ZM70 137H69V140H70ZM196 137H199V138H196ZM57 138H58V140H57ZM217 139H219V140H217ZM193 140H194L195 143L193 142ZM216 140L221 145H223V146L220 147V145H219L218 142L216 144ZM188 142H189V144H187ZM259 142H262L261 143V144H263L262 147H261V144ZM7 143L9 144L8 146H7ZM257 143H258L259 146H257ZM163 144H164V141H163ZM28 145L26 147L27 149H28V147H30ZM185 145L188 146V147H190V148H188V147L186 148ZM216 145H217V147H216ZM3 146H4V148H3ZM57 146L54 145V147H57ZM164 149L165 148H163V150ZM167 151H168L169 154L170 153L171 154L173 153V151L172 152H169V150L166 148V151L163 152V154H165ZM229 151L232 154L233 153L235 154V155H232V157H231V158L234 157L233 158L234 161L232 160L234 163L232 162V165L231 166L229 165L230 163L227 161V160L230 159L229 156H231L230 155L231 153ZM260 151H262V152H260ZM228 152H229V156H228ZM141 153H143V152H141ZM197 153H199V156H197L198 155ZM171 154L169 155V157H168L167 154H165L166 156H162V157H159L158 158L159 161H162V160L165 161L166 160L168 162V163L167 162L165 163L164 161H162V164L163 165H164V163L168 165V167H166V165L165 166H160V168H161L162 171L163 170H168L167 168H169L171 166V162H169V159L168 158H171L170 156L173 157L174 153L172 155ZM25 155H26V157H23ZM193 155H195V156H193ZM141 156H142V154H141ZM144 156H146V154ZM155 156H158V155H154V156L152 155L153 160H154V157ZM235 157L239 158L238 161L236 159V162H235ZM139 158H141V157H139ZM144 158L145 157L142 156L143 161H145ZM149 158H151V155L150 156L148 155V160H149ZM155 158L157 159V157H155ZM161 158H162V160H161ZM28 159L30 160V162H32L31 163L32 164L31 167L33 168L32 170L34 171L35 174L32 173L33 171L31 172V174H28L29 171L28 172H23V168L25 169V167L28 165L27 164V160ZM196 159L194 158L193 160H196ZM170 160H174V159H170ZM7 161L9 162L8 164L6 163ZM150 162H151V159H150ZM153 162H152L153 164L150 167V171H152V173L150 172V174H149L150 177L148 176V178L152 179V177H153V181H155L156 180L155 179L156 178L155 175L157 174V172L160 173L159 174V177H160V175H165V173L164 174H161L162 171L159 172V169H157L158 167L156 168V166L158 165V162L157 163H155V161H153ZM237 162H238V164H237ZM25 163H26V165H24ZM16 164H18V165H16ZM154 164H155V166H153ZM160 164H161V162L159 163V165ZM28 166H30V165H28ZM65 167L68 169V171H66L67 169H65ZM162 167H163V169H162ZM171 168H172V166H171ZM189 168H192V167L188 166V171L187 172L190 173V172H194L195 171V170L192 171ZM26 169H28V168H26ZM117 169L116 170L113 169V168L110 169V170H112V173H114L113 175L110 174V175H112L111 178H113L111 181H113V184L114 183L115 184H114V186L112 185V182H111V185L112 186L110 184H108V185H110L111 187L114 188V189L113 188H109V190L111 189V190L115 191V189H120V188L123 189L125 187V184H123L124 185V186H122L123 188L120 187L121 185L119 186L120 183L122 184V181H123L122 177L125 178V175H124L125 172L123 171L124 172L122 174L123 176L121 175V178H120V175L118 174L119 171H120V169H118L119 171ZM143 169H146V168H143ZM29 170H30V168H29ZM74 170L72 169V173L71 174H74L73 173ZM227 170H229V172L230 171L232 172V170H234L236 172L235 175H233V178L231 180H229V178H228V172H227ZM185 171H184V173L186 174ZM69 172H71V171H69ZM198 172H196V173L198 174ZM14 173H15V175H13ZM104 173L101 176H105ZM196 173L195 174L193 173V175H196ZM3 174H5V173L3 172ZM185 174H183V175H185ZM17 175H19V177ZM75 175L77 177L79 176L76 173H75ZM172 175L170 177H169V174L168 175H165L166 177L164 176V178H167V176H168L169 179L171 177H172L171 179H173V176ZM186 175H188V174H186ZM193 175L191 174L190 177L192 178ZM72 176H69V177L73 178ZM138 176L141 179V176L140 175H138ZM188 177L189 176H187V179L184 177V180L185 181H188L187 183L190 184V181H191L190 179L191 178L189 177L190 178L189 179ZM195 178H196V176H195ZM135 179H137V178H135ZM135 179H134V181H135ZM140 179H139V181H140ZM162 179H163V177H162ZM139 181H137V182H139ZM196 181L198 182L199 180H195L194 182L197 183ZM18 182H20V184L22 186H25L26 185L27 186V188H26L27 190H28V187H30L32 189V190H30V191H32V194H34V196L31 195L32 197H37L36 195H39L40 197L42 196L43 198L46 199V201H47L46 203H48V204H46V208H48L47 205L49 206V208H48L49 213H48L47 209H45L47 211V214H49L47 216V218H46V214L45 215H42L44 213H41V214L38 213V214H40L43 217L39 216L38 214L37 215L39 217L36 216V214H33L35 212L34 209H33L34 206L31 209V210L34 211V212H32L31 210H29L30 206L27 205L29 208L26 206L28 209L26 208L27 210H25V208H24L25 206L20 205V204H22V202L20 203V199L22 197L24 199L26 198V197H24L25 195L20 196V194L21 193L22 194H26L28 191L25 193L24 191H26V190L21 191V189L19 190V188L17 187V189L19 191H21L20 194H19V191L17 192V190H16V186L17 185L18 186L20 185ZM178 182H180V181H178ZM81 183H83V182H81ZM116 183H117V185H116ZM132 183H134V182L132 181ZM132 183H131L132 186H134V185L137 186L136 184L133 185ZM139 183H138V186L140 188L141 185H139ZM202 183L201 184L198 183V184L199 185H204ZM105 186H107V185H103L101 191L106 188ZM193 186H191L189 188L186 185V187L189 188V189L193 188ZM25 187H24V189H25ZM74 187H76V188H74ZM83 187H85V188H83ZM91 187L93 188L95 186H91ZM131 188H133V187H131ZM135 188L136 187H134V189ZM206 188H207V190H210V191H207ZM208 188H210V189H208ZM213 188H214V190L215 189L216 190H215V193L212 194L211 189H213ZM76 189H77V191H76ZM93 189H95V188H93ZM129 189H130V186L126 190L128 191ZM71 190L74 191V192L76 191V193H73ZM96 190H97V188H96ZM96 190L94 192H96ZM138 191H140V189H138ZM10 192H13L12 194H14V195H11V197H10L11 199H8ZM108 192L109 191L107 190V193ZM137 192H136V194H137ZM207 192H208V197H207ZM29 194H30V192L28 193V196H29ZM100 194H101L100 196H102V193H100ZM120 194H122V193H120ZM127 194H125V195H127ZM130 194H133V193H130ZM136 194H134V196L133 195H131V196L135 197ZM138 194H140V193L138 192ZM216 194H218V195H216ZM78 195H81V191H80V194L78 192ZM93 195H94V193H93ZM104 195H106V194H104ZM190 195H191V197H190ZM28 196H27V199H28ZM109 196H108V198H109ZM118 196H119V194H118ZM123 196L124 195H122V198H123ZM77 197L79 198V196H77ZM119 197L121 198V196H119ZM119 197H115L116 198V201L118 200L117 198H119ZM124 197H126V196H124ZM128 197H130V196L127 195V198ZM137 197H138V200H139L140 199L139 195ZM216 197H217V199H216ZM6 198L8 200H6ZM110 198H111V196H110ZM115 198L113 197L114 200L111 198L112 203H113V201H115ZM180 198H183V199L180 200ZM22 199H21V201H22ZM106 199H104V200H106ZM17 200H19V202H17ZM34 200H36V199H34ZM186 200H187V202H186ZM4 201H6V202H4ZM12 201H13V199H12ZM92 201H93V204H92ZM134 201H136V199H134ZM8 202L6 203L7 205H8ZM131 202H132V200H131ZM99 203H101L100 205H103L104 206V204L101 201H98V204ZM107 203H109V202H107ZM107 203H106V206L105 207H106V210L107 209L108 210L105 212L106 213L105 215L109 214L110 210L113 209L114 206L116 205V204H114V206H111V205H113L111 202H110L111 205L110 204L107 205ZM123 203H126L127 206L129 204L127 202H123ZM2 204H1V206L3 208V205ZM10 204H11V206L13 205L12 202H10ZM15 204H14V206H15ZM82 204H85V207H84V205L82 206ZM140 204H142V203H140ZM7 205H5V207ZM79 205H81L83 208L80 207L81 209H79L78 208ZM100 205H98V207ZM117 205H119V204H117ZM11 206H9V207H11ZM36 206H37V204H36ZM39 206L41 207V205H39ZM138 206H140V205L138 204ZM142 206H143V204H142ZM44 207L42 206L41 209L43 210ZM110 207H111V209H110ZM130 207L133 208L135 206H133V207L130 206ZM180 207H178V212L177 213H180V211H181V209H179ZM85 208H87L89 210H87ZM101 208H103V207L100 206V208H98V209H100V211H101L102 210ZM0 209H1V207H0ZM7 209H8V207H7ZM36 209H39V207L36 208ZM41 209H39L38 211L40 212ZM127 209H128V207H127ZM9 210H7V211L4 210V209L3 210H0V211H4L3 214L6 212L4 214L6 216L2 215V216H4V218L6 217L4 219L5 221H7L8 218H9L8 220H11V219L13 220L14 219L13 217L16 218V216H15L16 214L13 215V213H16L18 210L17 211L15 209L14 210L13 209H9ZM79 210H83V211L80 212ZM11 211H13V213H11ZM14 211H16V212H14ZM27 211L29 212L28 214H27ZM120 211H121V209H120ZM127 211H129V209ZM248 211L250 213L252 211L254 213V217L257 216V218L255 217L256 220L254 219V217L251 214L249 215V212ZM7 212H8V214L11 213L12 217L10 215H8ZM116 212H115V215H116ZM183 212H184V209H183ZM183 212L181 211L182 214H183ZM92 213L94 215H96L95 214L96 212L95 213L94 212H91V215L93 216ZM111 213H113V210H111ZM111 213H110V215H111ZM127 213L125 212L124 214H127ZM169 214H171V213H169ZM169 214L167 216H169ZM110 215L107 218L108 220H110L109 219L110 218ZM2 216L0 215L1 218H2ZM7 216H9V217L7 218ZM17 216L20 218V216L18 214H17ZM92 216H90V219H91ZM170 216L167 217V219L169 218L171 220V217ZM181 216H183V215H179V217H181ZM187 216L185 217L186 220H185V218H182V220L180 222H182L183 219H184V221H187L188 220L187 219ZM93 217L95 218V216H93ZM93 217H92V219H93ZM111 217H112L111 219H113L115 217L114 219H116V220L118 218V217L116 218V216H114V217L111 216ZM122 217H124L123 214H122ZM1 218H0V220H1ZM21 218L23 219L24 217H21ZM124 218L126 219V217H124ZM18 219H16V220H18ZM86 219L84 220V222H87ZM123 219L121 221H123ZM142 219H144V218L142 217ZM242 219H244L243 220L244 221V224L242 223ZM118 220H119V218H118ZM144 220H145V222L147 221L146 219H144ZM149 220H151V219H149ZM253 220H255V221H253ZM5 221H4V223H5ZM24 221L26 222V220H24ZM31 221H29L30 224H31ZM112 221H115V220H112ZM112 221H111V223H113ZM148 221H147V224H149ZM25 222H23V223H25ZM29 222H28V224H29ZM35 222H37V223H35ZM115 222L118 223V221H115ZM166 222H169V223L166 224ZM4 223H3V219H2L1 225L2 224L4 225ZM8 223H10V221ZM18 223H21V224L20 225H17ZM111 223L109 224L110 226H108V228H110V230L112 229L111 227L113 226V225L111 226ZM125 223L126 222H124V224ZM132 223H133V225H131V226H134L135 225V227H137V224L136 223L134 224V221ZM11 224H13V223H10V227L14 228L13 226H11ZM28 224H26V225H28ZM124 224H123V226H124ZM162 224L163 225L165 224L167 228L165 227L166 229L164 228V230H162L163 229V225ZM42 225H43V223L41 224V226ZM56 225L59 226L60 228L59 227L56 228L57 227ZM91 225H93V223ZM172 225H175V226H172ZM4 226H2V227L0 226L1 227L0 228V231H2V232L4 231L3 232L4 234L2 233L1 235H5V237H6V236L9 235L10 232L13 233V231H9V233H8V230L11 229V228L8 227L9 224L7 226L9 229H7V230L2 229V228H4ZM41 226L39 224V227H40V230H41V234H42V232H43L44 229H41V228H44V226L43 227H41ZM116 226H118V224ZM171 226H172V228L175 227L174 228V230H176L175 232H174V230H172ZM180 226H182V228L183 227L184 228L185 227L186 228L189 227V230L188 229L186 230V228L185 229L183 228V230H181V227ZM88 227H90L89 224H88ZM106 227L107 226H105V228ZM147 227H145L146 228L145 230L148 229ZM52 228H53V226H52ZM108 228H106V230H108ZM176 228L177 229L180 228L179 231ZM244 228H249L250 231H253L254 232L251 235L253 241L255 242V243H252L253 246H251L253 248L255 247V250H253V251H249L248 249H247L248 252H246V250L241 251L240 249L243 247V245L246 243V241H243L242 240L240 243H237V240H236L237 238L235 239V237H239L240 235H242V233H244V235L246 234ZM35 229L38 230V228L36 226H35ZM83 229H84L85 233H84ZM114 229H116V228H114ZM121 229H122V227H121ZM208 229L210 231H212V235L210 233L208 234V232H210V231L207 232V234L209 236L206 235V231ZM126 230L128 231L130 229H128V227H127V229H125V231ZM134 230L137 231L138 229H135L134 228ZM169 230H171V233H170ZM25 231H24V234H25ZM112 231H106V232L108 233V232H112ZM118 231H119V228L117 227V229H116L115 232H118ZM125 231H123V232H125ZM181 231H183L184 233L181 232ZM6 232H7V234H5ZM49 232H51V231H49ZM120 232L121 231H119V233ZM144 232H148V231H144ZM149 232H148V234H149ZM172 232H173V234H172ZM177 232H179L181 234H177ZM14 233L12 235L11 234L10 235L13 236ZM39 233H40V231H39ZM89 233L90 232H88V234ZM16 234L17 233H15L14 237L16 236ZM18 234L21 235L20 232H18ZM27 234L28 233H26V235ZM35 234H37V233L34 232V235ZM173 235L176 236V238L174 237L175 240L176 239H179V241L178 240L175 241L174 238H173ZM11 236H10V238H11ZM36 236L38 237V236H40V234H37ZM57 236H59L58 239H57ZM61 236H63L64 239ZM112 236L113 237L109 236L108 238L111 237L112 240H113V238L115 236L114 235H112ZM117 236H119V235H117ZM169 236L171 238H169ZM16 237H18V236H16ZM23 237H25V236H23ZM37 237H35V238H37ZM60 237H61V239H60ZM12 238H11V240H13V239L16 240L17 239V238H13V239ZM26 238H24L25 240L23 241V243L26 241ZM119 238H120V236H119ZM126 238H128V237H126ZM126 238H124L123 236L121 237V239H123L124 241L126 240ZM52 239H54V238H52ZM90 239L92 241H90ZM94 239H95V241H94ZM107 239H105V241ZM114 239L116 241V238H114ZM133 239H136L134 233H132V239L131 240H133ZM171 239H172V241H175L176 244H175V242H172ZM233 239L236 240L235 242L238 245L236 243H235V245H237V246L234 245V242H233L232 245L230 244V242H232ZM0 240L4 241L3 236H2V238L0 237ZM15 240H14V242H16V243L20 242L21 243V247H19L20 243H18L19 245L18 244L15 245V243L14 244L13 243L12 244L10 243V245H9V243L6 244V246H8L7 247V250L9 248L11 249V250L9 249L8 254H10V256H13L14 255L11 258V261L10 262H12V259L14 257L16 258V255H19L21 252L24 254L23 257L25 256V259H26V257L28 259V254H26V253H28L27 250H26V253L23 252L25 249H27V248H25L26 246L22 243L21 240L18 241V239H17L18 242L15 241ZM40 240H41V237H40ZM40 240H37V241H40ZM48 240L50 241V239H48ZM97 240H99V242H100V244L102 246H99V247L97 246L99 244L98 242H96ZM2 241L0 243H2ZM37 241L34 242V245H36V247L39 248L40 246H37L38 245L36 243ZM120 241L118 242V244L121 243ZM149 241L151 242V244H150ZM109 242H111V240ZM125 242L124 243H121V244H125L126 245L127 242L126 243ZM171 242H172V244H174L176 246L172 245ZM96 243H98V244L96 245ZM257 243L258 244H261L260 245L261 247L258 245L260 247L259 249H261V250H258L257 249L258 248L257 247ZM109 244H107V246ZM129 244H130L129 246L131 248L132 242L129 243ZM17 245H18V248H16ZM23 245H24V248L25 249L22 250ZM52 245L54 246V249L56 251H58L56 253L55 250H54L53 253L55 252V254H57V257L55 255L54 258H56L55 260L56 261H59V263L58 262L57 263H54L56 261L54 260V258H52V254L53 253H51V248H49ZM262 245H263V247H262ZM0 247H3L2 244L0 245ZM63 247L66 249V252L64 251ZM100 247H101V249H99ZM134 247H135V245H134ZM251 247L249 246V248H251ZM15 248H16L17 251L18 250L20 251V249L22 251H20V253L19 252H16V250H14ZM48 248L50 249V251L46 252V250ZM105 248H107V247H105ZM138 248L139 247H137L136 249H138ZM4 249L6 250V247ZM61 249H63V251L66 253L65 255L68 256L67 257L68 259H66V263H65V259H63V256H62V254H63L62 252L63 251ZM5 250H4V253L1 252L4 261L7 260V258H9V257H7L8 255L5 256V254H6L5 253ZM52 250H53V248H52ZM60 250H61V252L59 253ZM117 250H118V248H117ZM238 250H240L241 253H239ZM130 252H132V251H130ZM33 253H34V255H32ZM36 253L39 256V258L37 257ZM40 253L42 255V258H41V255H39ZM46 253H47V255L50 253L49 255H50L51 258L47 257L46 256ZM104 253H106V254H104ZM11 254H13V255H11ZM109 254H111V256ZM136 254H137V252H136ZM20 255L17 256L19 259H20ZM65 255H64V258L66 257ZM43 257H45V259ZM18 258L17 259H14L13 262L15 260H17L15 262H18L19 263L20 260H18ZM40 258L41 259H44V260H39ZM46 259H47V261L44 262ZM60 259H63L64 261H62V260L61 261L64 262V263H61ZM9 260H10V258H9ZM22 260H24V259L22 258ZM36 260H39V261L37 262ZM48 260L49 261L51 260V261L49 262ZM27 261L28 262L22 261L20 263H26V264L28 263V264H30L29 263V259ZM52 261H54V262H52ZM6 263L11 264V263H9L8 260L6 261ZM31 264H32V262H31Z\"/></svg>",
  "mask_w": 264,
  "mask_h": 264
}]
</instances>
